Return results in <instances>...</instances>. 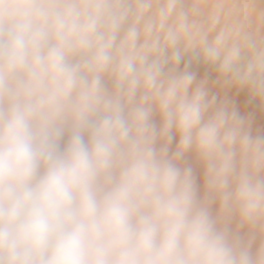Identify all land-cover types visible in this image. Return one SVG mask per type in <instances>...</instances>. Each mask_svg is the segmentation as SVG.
I'll use <instances>...</instances> for the list:
<instances>
[{"label": "clouds", "instance_id": "9594fccd", "mask_svg": "<svg viewBox=\"0 0 264 264\" xmlns=\"http://www.w3.org/2000/svg\"><path fill=\"white\" fill-rule=\"evenodd\" d=\"M240 93L264 114V0H0V264H264Z\"/></svg>", "mask_w": 264, "mask_h": 264}, {"label": "rangeland", "instance_id": "374dc122", "mask_svg": "<svg viewBox=\"0 0 264 264\" xmlns=\"http://www.w3.org/2000/svg\"><path fill=\"white\" fill-rule=\"evenodd\" d=\"M209 76V79L212 78V74L208 73L206 74ZM205 75V76H206ZM205 76H197L198 79L204 78ZM110 86V82H109ZM235 103L243 115H247L250 112H256V118H255V124H254V131L258 130L260 132H264V114H260L257 110H255V105H253V108H251L248 105L247 102V96L245 93H240L239 95L234 96ZM153 121L159 125L161 122V118L159 114H154ZM179 137L176 136L174 140L172 141L171 145L169 146L170 151H174L176 143L178 142ZM185 166H191L193 168L194 177L196 180L197 190H198V196L202 197L204 195V174H203V167L198 162L196 156L194 153H188L185 157V160L183 162ZM213 214L215 213V206L212 208Z\"/></svg>", "mask_w": 264, "mask_h": 264}, {"label": "trees", "instance_id": "16d2710c", "mask_svg": "<svg viewBox=\"0 0 264 264\" xmlns=\"http://www.w3.org/2000/svg\"><path fill=\"white\" fill-rule=\"evenodd\" d=\"M181 67H183V63L181 64ZM192 70L197 73V76H205L206 74L210 73L209 70H207L205 68V66L199 65V64H193L192 65ZM248 105L251 108H253V104H249L248 103ZM68 136H69V134L67 132H65V135L63 136V138L61 140V147H63L64 145H66L67 140H68Z\"/></svg>", "mask_w": 264, "mask_h": 264}]
</instances>
